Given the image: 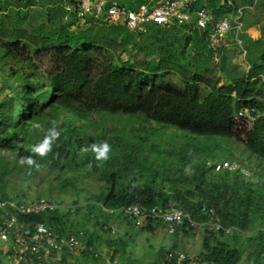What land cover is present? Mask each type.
Masks as SVG:
<instances>
[{"label":"trees","instance_id":"1","mask_svg":"<svg viewBox=\"0 0 264 264\" xmlns=\"http://www.w3.org/2000/svg\"><path fill=\"white\" fill-rule=\"evenodd\" d=\"M143 1L119 0L131 9ZM76 2L0 0V61L5 60L3 66L12 75L10 91L0 97V199L11 198L10 191L17 187L15 178L33 182L45 169L44 177L38 180L42 191L46 188L54 192L57 187L76 194L80 190L76 185L92 176L103 184L92 196L93 202L84 206L88 210L83 213L80 207L75 209L82 212L86 223L93 220L101 233L107 234L105 225H110L109 219L102 216L108 210L122 211L127 204L181 207L204 220L208 214L203 207L214 208L224 226L237 227L240 232H210L203 243L207 251L204 258L218 264H264V167L257 168V182L249 178L253 171L246 174L239 168H223L207 178L206 171L214 170L215 161L185 160L181 155L159 173L164 159L155 155L156 144L154 150L150 148L151 140L145 142L139 137L125 141L123 135L113 132H89L100 125L96 124L97 118L139 114L190 134L234 138L264 164V82L261 77L253 78L263 73L264 52L260 62L251 61L246 74L223 83L214 52L208 48V30H192L194 35L187 36L181 45L179 61L173 58L174 51L170 56V45L164 44L162 35L169 33L166 28L148 25V42L141 46L138 35L130 30L123 32L124 25H106L91 17L82 22L65 9L66 4ZM208 4L214 16L239 7L236 0H231L229 8L220 12L227 0H210ZM256 15L249 21L262 20ZM190 45L193 52L187 60L184 55ZM136 47L145 54L143 57H133L131 48ZM14 59L22 66L14 68L10 64ZM173 71L182 75V87L166 81ZM262 76L264 79V73ZM0 83L2 90L1 78ZM200 85L207 91L203 92ZM243 106L254 108L256 119L250 125L235 118ZM53 121L60 136L46 156L34 155L32 148L43 142ZM34 123L41 128L33 129ZM104 140L111 146L110 158L97 166L91 145ZM134 150L141 154L137 156ZM29 155H33L39 169L21 163ZM54 177L59 179L56 184H52ZM22 219L41 221L59 232L66 223L77 224L72 222L70 212L60 207ZM93 247L101 250L97 245ZM3 253L0 247V255ZM78 256L103 264L100 258L86 253L67 252L59 255L57 263H77ZM110 259L113 263L112 256Z\"/></svg>","mask_w":264,"mask_h":264},{"label":"rangeland","instance_id":"2","mask_svg":"<svg viewBox=\"0 0 264 264\" xmlns=\"http://www.w3.org/2000/svg\"><path fill=\"white\" fill-rule=\"evenodd\" d=\"M210 0H197L196 4H205L212 11L211 6L208 4ZM244 0H236V2L241 5ZM231 0L227 1L224 9L220 10V12L225 11L229 8ZM247 6L240 7L242 12V23L243 27L237 33V39L235 40V45L226 48L224 50H220L214 53V58L216 59L219 68H220V76L223 83L231 81L233 78L240 77L249 70L248 61L251 63L253 61V57H256L257 54L261 55L264 52V0H258L253 6V2H249V4H244ZM219 11V10H218ZM229 17H234L237 14V11L234 9H228ZM263 16H262V13ZM219 13V12H218ZM226 12H222L224 14ZM220 14V15H222ZM254 14L256 18H262L261 21H249ZM81 22V20H80ZM75 25L76 23L73 22ZM82 23V22H81ZM89 23V22H88ZM83 25V23H82ZM153 27V26H152ZM155 27V26H154ZM124 33L129 32L130 29L126 27L122 28ZM134 35H138L137 42L139 45L143 46L148 40H146V36L151 32V29H147L140 32L132 31ZM248 31V33L246 32ZM139 33V34H138ZM194 35L193 31L183 27H172L170 28L169 33L162 35L165 45H170V56L172 51H174V59L175 56L180 61L179 52L181 45L184 43V39L187 36ZM231 35L235 37V33L232 32ZM192 38V37H191ZM144 40V41H143ZM248 41L251 43L249 44ZM248 43V44H247ZM242 45V48H241ZM151 47V46H150ZM155 48V47H154ZM193 46L190 45L188 47V52L184 55L185 59H190L191 51ZM245 50V53H244ZM133 57H143L145 54L142 51H139L136 48H131ZM157 54L160 55V52L157 51ZM247 54V55H246ZM150 57H153V53H148ZM127 54H123V57L126 58ZM172 58V59H173ZM4 61H0V78L3 81V89L0 90V97H3L6 93L10 91L9 84L12 81V75L10 72L3 66ZM185 62V61H183ZM262 62V61H261ZM14 68H18L22 66V62L14 59L10 62ZM264 73V70L262 71ZM261 77V76H259ZM262 81L264 79L261 77ZM166 81L170 82L178 87L183 86L184 79L182 75L178 71H173L171 74L166 76ZM203 92L207 91V88L204 85H200ZM100 123V125H96V127H91V131H96L98 133H111L123 135L125 141L135 140L141 137L145 142L151 140L150 148L154 150L157 149L155 153L156 156H162L164 159L163 164L160 165L159 173H163L166 164L178 158V156L185 157V160L190 157L193 160H201L205 159L206 161H218V160H226L233 167L236 165V168L241 167V169L248 173L253 171V175L249 178L253 180V182H257L258 179L255 175L258 176L259 169L258 167H264L263 160L261 158H257L252 155L249 150L240 142L236 141L234 138L222 137L220 135L208 134V135H194L190 134L185 130L178 129L175 126L165 125L159 122H155L149 119H145L142 115L139 114H114L108 115L101 118H97L96 124ZM137 134V135H136ZM171 150V154L169 152ZM134 152L139 155L141 152L134 150ZM5 154H9L8 152H3ZM143 153V152H142ZM170 154V155H169ZM190 155V156H189ZM172 157V158H171ZM161 158V159H162ZM181 160V159H179ZM155 158L153 159V162ZM158 161H162L158 159ZM181 162H177V165H180ZM252 166V167H251ZM149 167V166H148ZM257 170H254V169ZM45 170L39 174L38 178L33 182L28 178L18 179L15 178L14 181L17 183L15 189L12 188L10 195L11 198L8 200H19V201H30L35 200L37 198H50L55 201L57 206L64 209L65 211L70 212V218L72 219V223H66L64 225L63 232L56 231L60 234H68L74 233L78 229H81L82 226H85L84 230V240L92 242L93 244H97V247L103 250V253H109L112 248L109 245L114 246L113 241L119 240L117 235L110 236L111 227L107 234H103L99 230V226L94 225L95 222L90 220L86 223V218L82 219V212L76 210L75 208L80 207V210H83V213L89 208H85L87 206L88 201L93 202L92 196L97 194L99 190V186L103 184L102 180H97L92 176H86L82 179V182L78 183L76 187L80 190L74 189L77 191L75 194L70 189L68 190H58L57 187L53 192L52 189L47 190L45 187L42 191V187L38 186V180H40L45 175ZM150 171V170H149ZM216 170H207L206 177L210 178L211 175L215 173ZM218 171V170H217ZM261 172V170H260ZM50 179L49 176H46ZM259 177V176H258ZM59 179L56 177L53 178L52 184H56ZM194 186V183H191V187ZM10 189V188H9ZM43 192V193H42ZM42 193V194H41ZM214 209V208H211ZM109 213L102 216V219H109L108 223L111 225H105V227L112 226V228L120 231V233L126 234L128 239H126L128 246L132 245L131 249L134 253L143 252L145 254V263L144 264H153V258L155 257V253L158 252L159 248L166 249L163 247L177 245V250H184L185 252H189L191 254H196L202 256L204 258V254H207L206 249L204 248V239L206 236H209L210 231L202 224L204 219L194 218L197 221V225L194 227H189V231L191 235L186 236L185 238L181 236H177V231L179 228L183 227L187 228L185 225L177 228L175 233H168L166 230H160L161 234L157 237L146 234L145 231H141L140 228L135 226L131 221H129L121 210L115 211L116 213H111V210H108ZM108 216V218H107ZM210 219H217V216H211ZM160 223L159 221H156ZM79 223V224H78ZM221 223V222H220ZM161 224V223H160ZM157 224L158 226H161ZM81 225V227H77ZM222 225V224H221ZM164 226V225H163ZM146 229V228H145ZM110 233V234H109ZM160 233V232H159ZM231 234V233H230ZM224 237V236H223ZM226 238L224 237V240ZM180 240L181 242H178ZM130 243H129V242ZM226 241V240H225ZM134 242V243H132ZM137 242V243H136ZM228 242L232 244V240L229 239ZM87 243V242H86ZM139 244V245H138ZM0 247L4 250V253L1 256V264H15L14 259L10 256V242L9 241H0ZM170 248V247H169ZM126 248V245H123L120 248V251L123 252ZM175 249V248H171ZM7 252V253H6ZM9 253V254H8ZM136 255V254H135ZM159 255V254H158ZM85 264H90V260H85Z\"/></svg>","mask_w":264,"mask_h":264},{"label":"built area","instance_id":"3","mask_svg":"<svg viewBox=\"0 0 264 264\" xmlns=\"http://www.w3.org/2000/svg\"><path fill=\"white\" fill-rule=\"evenodd\" d=\"M258 0H252L253 6ZM194 0H145L135 9L127 7L118 0H77L75 4H66L65 9L75 13L84 22L91 17L106 25H124L136 32H143L148 25H158L162 28L173 26H189L191 30H208V47L218 52L226 44V35L233 31L236 35L243 27L241 8L234 17L222 14L214 18L206 6L192 8ZM0 83V88H1ZM254 108L241 107L235 118L246 124H252L256 119ZM228 161H219L215 170L223 168L234 169ZM50 198H37L30 201L0 199V241L10 242V256L15 264H58L57 259L62 252L71 255L86 253L101 260L103 264L111 263L109 253L94 248L84 240V231L78 229L74 233L60 234L41 221L27 222L22 216L40 214L58 208ZM203 210L208 217L202 224L216 234H232L240 229L224 226L215 209ZM124 216L135 226L143 227L150 220L162 223L168 233H175L177 228L185 225L187 228L198 223L192 214L181 207H160L133 203L122 207ZM217 216V219H210ZM222 224V225H221ZM111 227V234L117 232ZM153 264H218L202 256L187 253L184 250L166 248L162 250Z\"/></svg>","mask_w":264,"mask_h":264},{"label":"crops","instance_id":"4","mask_svg":"<svg viewBox=\"0 0 264 264\" xmlns=\"http://www.w3.org/2000/svg\"><path fill=\"white\" fill-rule=\"evenodd\" d=\"M119 1V0H118ZM197 0H194V3L192 5V8H197L199 6H206L205 4H196ZM228 1V0H227ZM144 2V1H143ZM244 4H249V2H244V3H241V5H239V7L236 9V11L240 8V7H243V6H247V5H244ZM127 6V5H126ZM207 7V6H206ZM209 9V7H207ZM209 11L211 12L212 16L214 18H217L218 16H214L213 12L209 9ZM225 14V13H224ZM226 14H229L228 12H226ZM160 27V26H159ZM173 27H182V26H173ZM172 28V27H170ZM170 28H166L167 30L170 31ZM183 28H187V29H191L189 26H183ZM164 29V28H163ZM166 30V31H167ZM167 31V32H169ZM233 31H230L227 35H226V44L224 46H222V50L226 49V48H229L231 46H233V44L235 45V37L233 35H231ZM248 33V31H246ZM209 34V33H208ZM208 34H207V42H208ZM237 36V35H236ZM236 40L237 37H236ZM249 44H251L249 41H248ZM247 43V44H248ZM209 48V47H208ZM241 48H242V45H241ZM220 49V50H221ZM219 50V51H220ZM244 53H245V50H244ZM247 55V54H246ZM254 59L253 60H256L258 62H260V59H261V56L259 54L256 55V57H253ZM250 62L248 61V65L250 66ZM263 73H259L257 74L255 77L253 78H258L259 76H262ZM157 224H160V223H157L156 221L154 220H151L149 221L148 225L143 228H140L141 231H145L146 234H151L155 237H157L159 234H161V231L160 230H164L165 231V228L162 224H160L161 226H158ZM111 225V224H110ZM146 228V229H145ZM160 232V233H159ZM191 232L192 231H189V229H186L184 227H181L179 228V230L176 232L177 233V236H179L181 238L182 237H186V236H189L191 235ZM112 237V236H111ZM117 237L119 238V240H115L113 241L114 243V246L112 245H109L110 248H112V250L109 252L111 254V256L113 257V263L111 264H144L146 261V257H145V254L143 252H140L138 251L139 253H134L132 252V245L129 244L128 246V243L126 241V239H128L129 237L126 236V234L124 233H120L119 231V234L117 235ZM130 239V238H129ZM129 242V241H128ZM178 242H181L180 240H178ZM92 243V242H91ZM130 243V242H129ZM134 243V242H132ZM137 243V242H136ZM94 246H96L97 244H93ZM123 245H126V248L123 252L120 251V248L123 246ZM139 245V244H138ZM178 248L177 245H171V246H167V247H163V248ZM160 250H163L162 247L159 248L158 252L155 253V257L153 258V261L152 263H154V261L156 260V258L158 257V254L160 253ZM136 254V255H135ZM85 260H90V264H94L93 260L88 258V257H76L75 259V262L77 263H73L71 260L70 262H68V264H85Z\"/></svg>","mask_w":264,"mask_h":264},{"label":"clouds","instance_id":"5","mask_svg":"<svg viewBox=\"0 0 264 264\" xmlns=\"http://www.w3.org/2000/svg\"><path fill=\"white\" fill-rule=\"evenodd\" d=\"M32 128L33 129H40L41 125L39 123H34V124H32ZM59 136H60V132L57 130V128L55 126V122L53 121V126L48 129L47 135L45 136L43 142L34 146L31 150L32 153L34 155L41 156V157L46 156L47 153L51 151L52 142L54 140H56ZM91 150L95 154L97 166H100V164H102L103 162L107 161L110 158L109 153L111 151V146L108 144V142L106 140L101 141L98 144L93 143L91 145ZM84 151H87V149H84ZM219 161H226V160L215 161V164ZM21 163H27L30 167L35 166V168H37V169H39V167H40V165L34 159L33 155H29L28 157L22 158ZM208 163L211 164V161H208ZM214 168H215V166H214ZM239 169L242 170L241 167H239ZM250 173H251V171L246 173V174H250ZM104 209H106V208H104Z\"/></svg>","mask_w":264,"mask_h":264}]
</instances>
